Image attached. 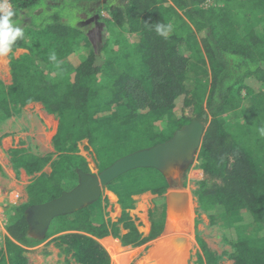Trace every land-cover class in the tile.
Instances as JSON below:
<instances>
[{
  "label": "trees",
  "instance_id": "obj_1",
  "mask_svg": "<svg viewBox=\"0 0 264 264\" xmlns=\"http://www.w3.org/2000/svg\"><path fill=\"white\" fill-rule=\"evenodd\" d=\"M64 1L44 0L49 11ZM66 1L82 9L77 27L58 13L45 14L37 6L42 0H9L24 30L11 53H25L9 61L10 84L0 80V125L35 103L58 127L52 153L8 151L12 168L33 178L26 202L10 209L6 231L18 245L5 240L7 258L0 249V264H29L25 248L55 235L47 245L66 264H110L97 239L111 236L135 247L157 238L164 222L156 221L157 206L169 183L152 168L129 171L106 187L121 210L115 222L105 217L102 194L53 219L41 239L29 235L27 212L75 188L78 172L90 174L78 153L82 141L101 172L112 165L106 166L111 156L165 143L194 119L206 127L195 162L203 179L194 195L230 248L217 253L197 236L203 264L224 258L264 264V0ZM157 24L172 26L167 37L157 34ZM97 26L105 37L95 44ZM53 52L56 61L49 58ZM146 192L158 198L149 212L150 233L142 237L130 211L134 197ZM246 226L247 232L238 231Z\"/></svg>",
  "mask_w": 264,
  "mask_h": 264
},
{
  "label": "rangeland",
  "instance_id": "obj_2",
  "mask_svg": "<svg viewBox=\"0 0 264 264\" xmlns=\"http://www.w3.org/2000/svg\"><path fill=\"white\" fill-rule=\"evenodd\" d=\"M212 1L213 0H209L206 3L211 4L213 3ZM42 3L43 4L37 6H39V9L43 10L45 14L58 13L69 25L77 27L79 23L78 15L82 14V9L79 7V5L69 4V2L65 0L61 3L58 2L59 5L53 6L49 11V9L45 6L44 0H42ZM168 4L170 3L168 2ZM217 4L219 5V3ZM102 16L107 18L105 12H102ZM91 24L92 23H90L89 25L91 26ZM100 28L101 27L97 26L98 30H96V35L93 37V41L95 42V44L101 43L103 41V37H105ZM91 29L93 30L92 27ZM91 29H89L88 32H90ZM24 53V50H17L13 53L10 52L6 56L0 57V80L5 85H9L11 80L9 69V61L11 57L17 58ZM207 73H209L208 68ZM207 86L208 83L206 84V87ZM204 104L205 102L203 101V107ZM186 114L189 115L188 111H186ZM57 127V120L53 116L48 115L45 111H43L40 105L35 103L29 104L22 109L20 114L16 115V118L14 116L1 123L0 142L3 138H6V136H10L13 140V144H10V149H26L29 153L34 155H45L54 152L52 147V138L57 131ZM20 137H24L25 139H21ZM142 146L146 145L143 144ZM78 148V153L85 158L90 173L93 175L98 174L99 169L97 162H95L94 155L91 148L88 147L87 142L82 141L81 143H79ZM10 149H8V151ZM8 151L5 150L0 153V196L3 198V203L7 202L6 207L3 208L4 211L2 217V222L4 224L6 223L5 228L10 219V209L25 203V187L32 179L29 177L27 180H22L20 176H18L19 170H14L9 163ZM125 153L127 152H124V154ZM119 156H121L120 153L119 155L115 154L114 156H111L110 160L106 162V166H109L110 164H113L115 161L120 159L118 158ZM55 157L56 155L53 156V159ZM195 162L190 166H188L187 164L179 166V174L175 178H173V187L168 188L165 192V194L171 190H180L185 192L187 196L186 201H188L192 206L191 228H189L188 230L190 247L188 248L185 264H203L201 252L196 242L197 236L201 237L207 244V246L217 253L230 250V248L225 245L222 240L223 232L221 231V227L217 225V223L210 224L207 215L198 209V204L194 192L197 189V182L203 179V174L196 168ZM50 170L51 169L49 166H47V168L45 169V171L47 172H50ZM165 194H163V196ZM104 196L108 200L106 217L110 220L117 219L119 215L116 206L118 205L117 200L115 202L113 196L110 195L107 191L104 192ZM163 196H161L160 199L164 201ZM156 198L158 197L150 194L149 192L141 194L140 196H136L134 198V200L136 201L135 209L130 212L131 217L134 218L139 225L138 231L145 237L150 233L151 223L149 221V212L154 210V201L156 200ZM158 203L159 205L157 206V208L160 211V218H157L156 221L161 222L163 221L162 218L164 217L162 233L158 238H156L158 241H155L154 239L151 241H147L139 246L132 247L121 245L118 241L119 239H115L111 236L97 239V241L107 252L110 258V264L117 263L112 260L111 255H109L110 253L108 252V250H106L105 241L107 239H111V241L117 243L121 248L122 254L126 255L130 254V252L133 253V256L129 258L128 261H124V264H138L142 259L146 258L151 250L156 249L157 243L163 240L159 239L166 234H163L166 221V204L164 202ZM1 210L2 207L0 208V211ZM249 228L250 227L247 226L238 228V231L247 232ZM31 234L33 237L39 236L33 231H31ZM41 238L44 237H39L38 239ZM50 239L47 240L49 241ZM47 240L42 242V244L38 245L37 247L32 248V250L29 252L31 264H66L65 256L60 254L58 250L51 247V245H47ZM67 258L68 260L70 259L69 257ZM68 264H74V262L70 259ZM220 264H231V262L224 258Z\"/></svg>",
  "mask_w": 264,
  "mask_h": 264
},
{
  "label": "water",
  "instance_id": "obj_3",
  "mask_svg": "<svg viewBox=\"0 0 264 264\" xmlns=\"http://www.w3.org/2000/svg\"><path fill=\"white\" fill-rule=\"evenodd\" d=\"M205 125L199 120L191 122L165 143L130 153L96 175L78 172V184L69 192H64L55 200L31 207L27 222L37 235L44 237L51 221L58 216L72 214L96 202L106 187L119 176L139 168H152L159 171L169 185L179 174V166L192 165L200 149ZM166 200V221L169 206L181 205L187 200L186 193L180 190L168 191Z\"/></svg>",
  "mask_w": 264,
  "mask_h": 264
},
{
  "label": "bare ground",
  "instance_id": "obj_4",
  "mask_svg": "<svg viewBox=\"0 0 264 264\" xmlns=\"http://www.w3.org/2000/svg\"><path fill=\"white\" fill-rule=\"evenodd\" d=\"M188 201L169 206L164 236L156 249L151 250L138 264H185L189 244L188 230L191 228L192 210ZM158 241V240H157ZM106 250L117 264H124L133 253L122 254L119 245L111 239L105 241Z\"/></svg>",
  "mask_w": 264,
  "mask_h": 264
},
{
  "label": "clouds",
  "instance_id": "obj_5",
  "mask_svg": "<svg viewBox=\"0 0 264 264\" xmlns=\"http://www.w3.org/2000/svg\"><path fill=\"white\" fill-rule=\"evenodd\" d=\"M15 15L9 0H0V57L8 55L16 41L24 37L23 28L14 20ZM171 28V25L157 24L156 32L158 35L167 37ZM49 58L52 61L57 59L54 52ZM260 131L264 135V129H260Z\"/></svg>",
  "mask_w": 264,
  "mask_h": 264
},
{
  "label": "crops",
  "instance_id": "obj_6",
  "mask_svg": "<svg viewBox=\"0 0 264 264\" xmlns=\"http://www.w3.org/2000/svg\"><path fill=\"white\" fill-rule=\"evenodd\" d=\"M11 77V76H10ZM11 81V80H10ZM10 84V83H9ZM38 105H40V104H38ZM41 106V105H40ZM42 107V106H41ZM43 110V109H42ZM15 118H16V116H15ZM21 139H25L24 137H20ZM13 140H12V138L10 137V136H6V138H3L2 140H1V142H0V153L2 152V151H5V150H7L8 151V149H10V144H13V142H12ZM47 168V166L43 169V172H46V173H49V172H47V171H45V169ZM19 170V174H18V176H20V178L22 179V180H27L29 177L30 178H33V176H28V175H26V173H25V171L23 170V169H18ZM14 175V174H13ZM34 176H38V174H35ZM13 177V176H12ZM31 181V180H30ZM30 181L28 182V184L30 183ZM27 184V185H28ZM26 185V186H27ZM26 188V187H25ZM105 191H107L106 189L102 192V195H103V197H105L104 196V192ZM110 195H112L113 196V198H114V201L116 202V200H117V197L114 195V194H112L111 192H109V191H107ZM24 193H25V199H24V202H26V200H27V195H26V191H24ZM144 194V193H143ZM141 195V194H140ZM140 195H138V196H140ZM136 197V196H135ZM134 197V198H135ZM107 199V198H106ZM107 202H108V200H107ZM164 202V201H163ZM7 202H5V203H3V198L0 196V208L2 207V210L0 211V249H2L3 250V256H4V259H6L7 258V254H6V251H5V240L8 238V239H10V240H12V242H14V244H16V245H18L13 239H11V237L9 236V234L7 233V231H6V228H5V225H6V223L4 224L3 222H2V217H3V208H5L6 207V204ZM165 204H166V202H165ZM108 205V204H107ZM117 206V209H118V217L120 216V212H121V210H120V207L118 206V205H116ZM135 206H136V201H135ZM107 209V208H106ZM135 209V208H134ZM131 212V211H130ZM105 213H106V210H105ZM165 215H166V213H165ZM131 216V215H130ZM106 217V216H105ZM117 217V218H118ZM106 219H108L107 217H106ZM134 219V218H133ZM110 220V219H109ZM135 220V219H134ZM111 222H115L116 221V219H111L110 220ZM52 222V221H51ZM135 224L137 225V227L139 228V225L137 224V222H136V220H135ZM50 226V225H49ZM49 228V227H48ZM48 230V229H47ZM163 230V229H162ZM31 231H33L32 230V228L30 227V231H29V235L30 236H32V234H31ZM165 231V230H164ZM47 232V231H46ZM46 232H45V234H46ZM161 233H162V231H161ZM161 233H160V235H161ZM36 234V233H35ZM44 234V235H45ZM163 234H164V232H163ZM142 235V234H141ZM159 235V236H160ZM56 236V235H55ZM55 236H53V237H55ZM158 236V237H159ZM33 237V236H32ZM39 237H41V236H38V237H35L34 236V238H39ZM53 237H50V238H53ZM142 237H145V236H143L142 235ZM157 237V238H158ZM49 238V239H50ZM47 240V239H46ZM154 240V239H153ZM157 239L155 238V241H156ZM48 241V240H47ZM119 241V240H118ZM119 243H120V241H119ZM42 244V243H41ZM100 244V243H99ZM121 244V243H120ZM40 245V244H39ZM38 246V245H37ZM37 246H35V247H37ZM51 247H53V245L51 244ZM32 248H34V247H32ZM32 248H25L26 250H27V253H26V256H27V258H28V260H29V264H31V258H30V256H29V252L32 250ZM54 248V247H53ZM55 249V248H54ZM57 250V249H56ZM48 255V254H47ZM4 263H6V264H8V261L7 260H5L4 261Z\"/></svg>",
  "mask_w": 264,
  "mask_h": 264
},
{
  "label": "flooded vegetation",
  "instance_id": "obj_7",
  "mask_svg": "<svg viewBox=\"0 0 264 264\" xmlns=\"http://www.w3.org/2000/svg\"><path fill=\"white\" fill-rule=\"evenodd\" d=\"M172 183H173V182H172ZM172 183H170L169 188H172V187H173ZM163 199H164V203H165L166 200H165V197H164V196H163Z\"/></svg>",
  "mask_w": 264,
  "mask_h": 264
}]
</instances>
